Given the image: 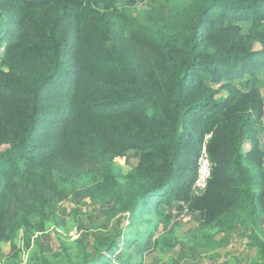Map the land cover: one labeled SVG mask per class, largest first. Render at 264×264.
<instances>
[{"label": "trees", "instance_id": "16d2710c", "mask_svg": "<svg viewBox=\"0 0 264 264\" xmlns=\"http://www.w3.org/2000/svg\"><path fill=\"white\" fill-rule=\"evenodd\" d=\"M119 2L0 0V264H145L176 246V203L199 216L193 247L241 234L264 264V0ZM108 203L93 251L72 240Z\"/></svg>", "mask_w": 264, "mask_h": 264}, {"label": "rangeland", "instance_id": "374dc122", "mask_svg": "<svg viewBox=\"0 0 264 264\" xmlns=\"http://www.w3.org/2000/svg\"><path fill=\"white\" fill-rule=\"evenodd\" d=\"M154 0H136V7L139 9H144L151 4ZM124 0H120L118 7H122ZM243 28L247 30L249 28L248 24H243ZM3 54V53H2ZM1 54V57H2ZM264 79V73L262 75ZM250 84L241 85L243 90L249 89ZM264 97V87L262 88ZM264 124V117H263ZM262 143L264 147V130L261 132ZM248 150L245 148V151ZM139 153L127 161L125 158H118L117 161L123 164L124 168L127 170L131 169L138 162ZM66 207V205L64 206ZM178 203L172 206H162V210L165 215L170 214L169 218L162 217L161 220V231L166 232L172 230L177 238V244L173 249L168 252L161 251H149L145 255V264H153L155 261L158 264H248L250 259V252L247 248V242L250 239L244 235L237 234L230 243L215 252L213 251H200L201 244L193 247L195 241L193 239L194 233L198 230L199 216L194 213H189L187 210L179 211L177 209ZM95 210L94 213L96 221L90 222L87 217L84 216V226L83 228H75L71 233V239L79 241L81 238L89 240L90 250L96 246L97 241L95 237L100 235L102 232L110 233L111 227L115 225V219H112L110 214L114 210V206L111 203L92 207ZM109 225V230L107 227ZM261 226L264 229V219L261 221ZM148 236V235H147ZM42 242L44 244V249L47 252H53L60 248L61 242L59 236L51 231L42 237ZM3 251H9V245L2 246ZM102 264V263H101ZM118 264V263H114Z\"/></svg>", "mask_w": 264, "mask_h": 264}, {"label": "built area", "instance_id": "2783aa9c", "mask_svg": "<svg viewBox=\"0 0 264 264\" xmlns=\"http://www.w3.org/2000/svg\"><path fill=\"white\" fill-rule=\"evenodd\" d=\"M212 165L208 156L206 145L203 146L198 160V176L194 185V192L201 193L208 185L211 176Z\"/></svg>", "mask_w": 264, "mask_h": 264}, {"label": "crops", "instance_id": "0c3cea01", "mask_svg": "<svg viewBox=\"0 0 264 264\" xmlns=\"http://www.w3.org/2000/svg\"><path fill=\"white\" fill-rule=\"evenodd\" d=\"M262 143V142H261Z\"/></svg>", "mask_w": 264, "mask_h": 264}]
</instances>
